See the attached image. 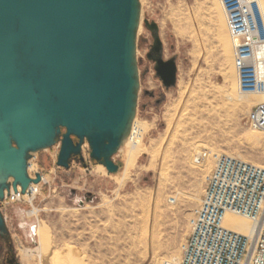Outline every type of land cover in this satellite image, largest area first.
<instances>
[{"label":"rangeland","instance_id":"obj_1","mask_svg":"<svg viewBox=\"0 0 264 264\" xmlns=\"http://www.w3.org/2000/svg\"><path fill=\"white\" fill-rule=\"evenodd\" d=\"M139 1L132 123L139 133L133 140L128 133L115 154L119 171L93 162L87 142L86 164L75 160L70 169L57 165L58 145L34 153L31 174L44 180L33 206L23 200L1 210L7 234L0 239V264H7V254L15 264L178 260L215 155L264 166V131L246 123L264 95L239 91L225 3ZM258 3L264 22V0ZM146 20L159 26L164 59H176L177 83L169 89L148 58L154 39Z\"/></svg>","mask_w":264,"mask_h":264},{"label":"water","instance_id":"obj_2","mask_svg":"<svg viewBox=\"0 0 264 264\" xmlns=\"http://www.w3.org/2000/svg\"><path fill=\"white\" fill-rule=\"evenodd\" d=\"M140 21L139 0H0V201L11 187L41 183L29 161L57 143L59 167L86 164L87 142L93 162L119 171L114 156L137 108ZM145 25L148 58L169 89L176 59H164L157 23Z\"/></svg>","mask_w":264,"mask_h":264},{"label":"built area","instance_id":"obj_3","mask_svg":"<svg viewBox=\"0 0 264 264\" xmlns=\"http://www.w3.org/2000/svg\"><path fill=\"white\" fill-rule=\"evenodd\" d=\"M222 1L229 13L239 91L246 95H264V22L259 3L257 0ZM246 123L264 131V103L251 109ZM138 133V127L132 125L130 139ZM56 145L60 148V143ZM40 184L31 183L25 193L21 186L17 191L11 187L0 201V209L23 200L33 206ZM174 201L171 197L170 202ZM228 213L250 219L254 224L252 232L244 234L226 226ZM190 227L180 258L165 264H264V166L216 154Z\"/></svg>","mask_w":264,"mask_h":264},{"label":"bare ground","instance_id":"obj_4","mask_svg":"<svg viewBox=\"0 0 264 264\" xmlns=\"http://www.w3.org/2000/svg\"><path fill=\"white\" fill-rule=\"evenodd\" d=\"M258 1V0H257ZM227 18H228V23H229V13L227 11ZM263 20V19H262ZM247 96H253V95H247ZM239 97V96H238ZM239 99H241V97H239ZM260 103L262 101H259ZM263 103V102H262ZM134 120V119H133ZM132 120V123H133ZM129 133V132H128ZM128 133L125 135V137L128 135ZM124 137V138H125ZM124 140V139H123ZM123 142V141H122ZM122 145V144H121ZM121 148V147H120ZM31 163V162H30ZM125 162H123V165L125 166ZM29 173L31 174V168H29ZM32 175V174H31ZM33 176V175H32ZM44 180V179H43ZM43 182V181H42ZM249 220L247 217L241 216V215H237V214H231L228 213L225 217V224L226 226H228L229 228L238 230L242 233H247L250 234L254 228V224L253 222Z\"/></svg>","mask_w":264,"mask_h":264},{"label":"flooded vegetation","instance_id":"obj_5","mask_svg":"<svg viewBox=\"0 0 264 264\" xmlns=\"http://www.w3.org/2000/svg\"><path fill=\"white\" fill-rule=\"evenodd\" d=\"M4 235H6V234H4ZM4 235L0 234V239H3ZM1 250H2V245L0 243V252H1ZM5 261L7 262V264H15L14 260L11 258V256L9 254H7Z\"/></svg>","mask_w":264,"mask_h":264},{"label":"crops","instance_id":"obj_6","mask_svg":"<svg viewBox=\"0 0 264 264\" xmlns=\"http://www.w3.org/2000/svg\"><path fill=\"white\" fill-rule=\"evenodd\" d=\"M74 161H75V160H74ZM74 161H73V162H74ZM73 162H72V163H73Z\"/></svg>","mask_w":264,"mask_h":264}]
</instances>
